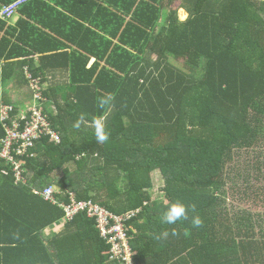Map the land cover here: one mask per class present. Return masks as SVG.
<instances>
[{"label": "trees", "instance_id": "16d2710c", "mask_svg": "<svg viewBox=\"0 0 264 264\" xmlns=\"http://www.w3.org/2000/svg\"><path fill=\"white\" fill-rule=\"evenodd\" d=\"M16 1L0 0V12ZM15 16L0 20V146L7 83L68 80L42 91L61 143L36 142L25 183L0 158V264H117L95 218L64 222L63 208L35 195L50 186L66 205L71 195L116 215L141 209L128 224L133 264H264L263 218L228 204L252 199L249 178L264 185V0H31ZM109 93L100 144L73 124L104 115ZM156 170L163 203L149 193ZM177 200L190 219L164 223Z\"/></svg>", "mask_w": 264, "mask_h": 264}, {"label": "built area", "instance_id": "2783aa9c", "mask_svg": "<svg viewBox=\"0 0 264 264\" xmlns=\"http://www.w3.org/2000/svg\"><path fill=\"white\" fill-rule=\"evenodd\" d=\"M31 0H17L15 3L5 7L0 12V20L13 18L16 11ZM30 87L34 93V103L23 114L15 116V108L3 104L2 122L6 132L0 146V158L8 165L13 166L16 184L25 183L23 174L25 173L22 159L31 154V149L42 137L51 136V140L57 144L61 143V136L55 133L44 111L46 100L42 97V88L39 82L33 81L31 77ZM7 174V172H4ZM35 195L41 196L44 200L59 205L65 210V221H71L75 215L86 214L89 218H95L97 228L101 237L107 241L111 247L110 261L117 264H133L132 250L129 246V223L141 211V209L131 210L123 215H116L93 201H76L70 195L69 204L61 202V192L54 186L47 187L43 191L35 190Z\"/></svg>", "mask_w": 264, "mask_h": 264}, {"label": "clouds", "instance_id": "9594fccd", "mask_svg": "<svg viewBox=\"0 0 264 264\" xmlns=\"http://www.w3.org/2000/svg\"><path fill=\"white\" fill-rule=\"evenodd\" d=\"M115 94L109 93L103 97H101L98 101L99 107L102 109H106L104 115L96 116L89 123L86 121L85 114H81L79 118L73 124V127L79 130L82 126L87 125L94 129V134L97 139V142L100 144H105L110 139V132L107 130V117L108 114L112 111L114 107ZM81 155H87V153H81ZM96 156H99V153H95ZM191 210L195 212V205L191 206ZM163 222L167 224H175L178 221L184 220L187 221L190 219L189 217V207L185 205L183 202L177 200L175 202H170V206L165 213H163ZM191 223L193 227L202 228L204 225L203 219L197 214L191 217ZM172 235H179L176 230H173ZM188 234V230H186L185 235ZM169 235L168 232L163 233V237L167 238ZM160 237L158 236L157 239Z\"/></svg>", "mask_w": 264, "mask_h": 264}, {"label": "rangeland", "instance_id": "374dc122", "mask_svg": "<svg viewBox=\"0 0 264 264\" xmlns=\"http://www.w3.org/2000/svg\"><path fill=\"white\" fill-rule=\"evenodd\" d=\"M174 8H177L178 5L175 4L173 6ZM188 13L186 12V10L184 9H180L178 10V17H180V20L184 21L188 18ZM174 65L175 63L172 62ZM58 80L60 81L61 78L59 77ZM32 92V96L34 97V93L31 89ZM46 102V101H45ZM33 103H34V98H33ZM48 103H44V106L48 105ZM53 106V105H52ZM49 107V106H47ZM51 112L54 113V108L50 109ZM248 177V175H247ZM252 177V176H250ZM151 180H152V189L149 190V193L151 195V199L158 202V203H163L165 202L164 197L161 193V188L163 187V182H162V176L160 174V172L158 170L152 172L151 174ZM249 184H250V194L252 195V199L251 200H246L243 201L242 199H237L234 200L231 196H229L228 198V204L229 206H234L237 211H243V210H249L251 212H253V214L255 215H259L263 218L264 221V185L263 184H259L256 183L253 179L249 178ZM239 185L244 188H246L247 183L241 179ZM230 206V208H231ZM264 226V223H263Z\"/></svg>", "mask_w": 264, "mask_h": 264}, {"label": "crops", "instance_id": "0c3cea01", "mask_svg": "<svg viewBox=\"0 0 264 264\" xmlns=\"http://www.w3.org/2000/svg\"><path fill=\"white\" fill-rule=\"evenodd\" d=\"M12 25H14L18 21V16H14L13 18L8 20ZM94 61L91 63V66L93 65ZM61 78L59 81L58 78ZM68 80V76L65 73H58L54 74L53 76H49L48 83L43 85V91L46 90L52 83H55V81L59 84H66ZM3 99L5 102H8L9 104L13 105L18 110L26 111L28 108H30L33 104V96L31 92L30 84H26L25 81H12L10 83H7V85L4 86L3 90ZM22 111V112H23ZM62 229V226L60 224L48 229L45 232L46 236L54 235V233L59 232V230Z\"/></svg>", "mask_w": 264, "mask_h": 264}]
</instances>
